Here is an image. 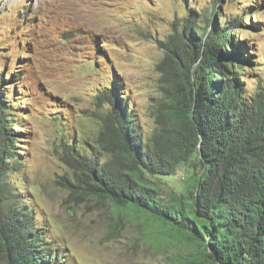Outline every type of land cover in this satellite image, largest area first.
I'll return each instance as SVG.
<instances>
[{"label":"rangeland","instance_id":"rangeland-1","mask_svg":"<svg viewBox=\"0 0 264 264\" xmlns=\"http://www.w3.org/2000/svg\"><path fill=\"white\" fill-rule=\"evenodd\" d=\"M214 6L217 24L241 22L232 33L252 56L241 77L252 95L264 87V0H0V96L16 140L1 208L32 211L56 264H169L201 255L185 236L159 235L154 218L84 190L69 146L109 159L98 139L110 107L97 96L113 86L149 140L165 114L162 44L191 11L200 20ZM201 173L194 157L174 175L149 179L169 202Z\"/></svg>","mask_w":264,"mask_h":264},{"label":"trees","instance_id":"trees-1","mask_svg":"<svg viewBox=\"0 0 264 264\" xmlns=\"http://www.w3.org/2000/svg\"><path fill=\"white\" fill-rule=\"evenodd\" d=\"M217 13L214 6L199 20L191 11L162 44L157 69L167 84L165 114L149 140L113 86L97 96L110 107L98 139L109 159L69 146L70 167L84 190L126 214L154 218L163 227L159 235L185 236L202 250L169 264H264V87L247 94L241 77L253 60L232 33L241 22L217 24ZM5 104L0 96V255L6 264H56L32 211L1 208L16 154ZM194 157L202 173L191 189L160 199L149 176L174 175Z\"/></svg>","mask_w":264,"mask_h":264}]
</instances>
